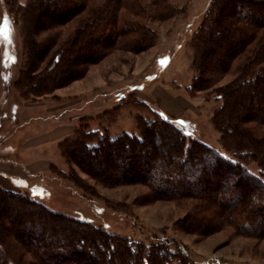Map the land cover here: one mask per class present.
<instances>
[{
    "label": "trees",
    "instance_id": "obj_1",
    "mask_svg": "<svg viewBox=\"0 0 264 264\" xmlns=\"http://www.w3.org/2000/svg\"><path fill=\"white\" fill-rule=\"evenodd\" d=\"M25 13L26 58L15 86L35 100L84 78L116 50L152 47L153 22L177 9L171 0H33ZM192 49L188 88L223 98L212 123L230 155L170 119L140 117V134L94 140L92 131L77 130L60 142L62 156L105 186H147L143 204L190 201L178 220L183 231L206 236L230 228L264 238V0H213ZM71 169L72 181L94 190ZM0 264L198 263L174 239L136 242L0 187Z\"/></svg>",
    "mask_w": 264,
    "mask_h": 264
},
{
    "label": "rangeland",
    "instance_id": "obj_2",
    "mask_svg": "<svg viewBox=\"0 0 264 264\" xmlns=\"http://www.w3.org/2000/svg\"><path fill=\"white\" fill-rule=\"evenodd\" d=\"M32 1L0 0V158L14 161L23 152L25 140L42 138L35 157L50 159L52 167L30 173L28 178L0 176V187H11L55 211L136 242L174 239L198 264H264V238L237 235L230 228L206 236L183 231L178 220L190 208V201L143 204L147 186H105L72 167L59 147L64 139L77 137L80 129L92 131L94 140L140 134V117L147 121L162 117L174 121L188 136L230 155L212 123L223 98L213 89L188 88L195 75L192 38L213 0H171L177 13L165 22H153L157 40L152 47L139 53L116 50L91 65L84 78L35 100L23 97L15 86L26 58L25 10ZM71 168L77 179L94 190L72 181ZM248 168L259 172L254 162Z\"/></svg>",
    "mask_w": 264,
    "mask_h": 264
},
{
    "label": "crops",
    "instance_id": "obj_3",
    "mask_svg": "<svg viewBox=\"0 0 264 264\" xmlns=\"http://www.w3.org/2000/svg\"><path fill=\"white\" fill-rule=\"evenodd\" d=\"M31 102L35 103V101ZM171 109L173 110L175 108L171 107ZM42 141H44L42 138L29 137L27 140H25L23 145L24 148L22 149L23 152L18 153L14 161L3 159L4 157L0 158V176H3L8 180L11 178H28V174L30 173L49 170L52 167L50 159L35 157V148L38 145H41ZM5 188L10 189L11 187L6 186Z\"/></svg>",
    "mask_w": 264,
    "mask_h": 264
}]
</instances>
